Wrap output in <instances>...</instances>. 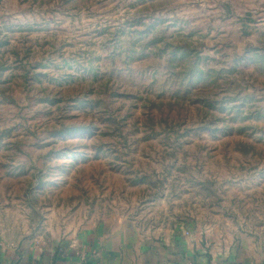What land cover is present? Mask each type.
<instances>
[{
  "label": "rangeland",
  "instance_id": "rangeland-1",
  "mask_svg": "<svg viewBox=\"0 0 264 264\" xmlns=\"http://www.w3.org/2000/svg\"><path fill=\"white\" fill-rule=\"evenodd\" d=\"M261 34L264 0H0V237L121 221L264 258Z\"/></svg>",
  "mask_w": 264,
  "mask_h": 264
},
{
  "label": "crops",
  "instance_id": "crops-1",
  "mask_svg": "<svg viewBox=\"0 0 264 264\" xmlns=\"http://www.w3.org/2000/svg\"><path fill=\"white\" fill-rule=\"evenodd\" d=\"M216 246L183 233L152 235L131 223L106 222L55 245L0 237V264H264L253 247Z\"/></svg>",
  "mask_w": 264,
  "mask_h": 264
}]
</instances>
